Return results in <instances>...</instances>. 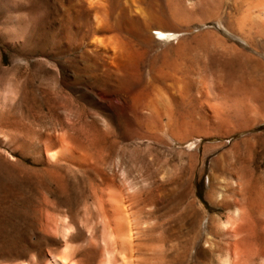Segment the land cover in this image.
Instances as JSON below:
<instances>
[{
    "label": "rangeland",
    "instance_id": "1",
    "mask_svg": "<svg viewBox=\"0 0 264 264\" xmlns=\"http://www.w3.org/2000/svg\"><path fill=\"white\" fill-rule=\"evenodd\" d=\"M254 7L0 0V264H43L41 256L65 242L77 253L93 243L100 249L111 235L103 203L118 189L133 219L135 264H221L226 255L234 264H264V5ZM156 29L174 40L157 42ZM160 51L153 67L164 75L137 72ZM123 94L131 101L119 102ZM59 138L84 162L48 161ZM234 206L253 215L248 227L238 222L244 233L231 222ZM227 221L232 227L222 231ZM236 230L244 237L224 234Z\"/></svg>",
    "mask_w": 264,
    "mask_h": 264
},
{
    "label": "bare ground",
    "instance_id": "2",
    "mask_svg": "<svg viewBox=\"0 0 264 264\" xmlns=\"http://www.w3.org/2000/svg\"><path fill=\"white\" fill-rule=\"evenodd\" d=\"M92 4H90V5H93V2H91ZM89 4V3H88ZM264 5V0H246V6L248 7V9L249 8H252V7H258V6H263ZM90 7V6H89ZM92 7V6H91ZM254 7V8H255ZM93 8V7H92ZM258 9V8H257ZM260 9V8H259ZM90 10H92L91 8H90ZM256 10V9H255ZM245 12V11H244ZM247 13V12H246ZM261 13V12H260ZM246 15H248V14H246ZM249 16V15H248ZM99 25V24H98ZM154 32H155V36H156V38H155V40L157 41V42H159V43H170V42H172L173 40H174V38H175V36L174 35H172V34H168V33H165V32H163V31H160V30H158V29H156V30H154ZM178 40V39H177ZM153 47V46H152ZM100 48V47H99ZM98 48V49H99ZM107 48V47H106ZM181 48H182V46H181ZM97 49V48H96ZM105 49V48H104ZM148 49H149V47L148 46H145V52L146 53H144V57H147V55H148ZM106 50V49H105ZM116 50H118V49H116ZM115 50V51H116ZM114 51V50H113ZM119 51V50H118ZM117 52V51H116ZM108 53H109V51H108ZM107 53V54H108ZM103 54H104V52H103ZM117 54H118V52H117ZM163 54H164V52L163 51H160V54H158V55H156V56H154V57H152V58H150V60H147L148 61V63L146 62V64L147 65H141V67L140 68H138L137 69V72H143V71H146V73H147V75L150 77V78H152V79H157L158 77H161L162 75H164V72H163V69H154V67H153V65L155 64V62H156V58L157 57H159V56H163ZM114 58H112V60H111V62H108V63H110V67L112 66L113 67V65H114V68H115V65H116V61H117V59L119 58L118 57V55H117V59H116V57L115 56H113ZM109 57H107V59H108ZM111 58V57H110ZM109 60V59H108ZM121 60V59H120ZM105 62H107V60H105ZM184 62H185V60H184ZM101 64V63H100ZM112 64V65H111ZM175 64V63H174ZM109 65V64H108ZM182 65H184V64H182ZM117 66V65H116ZM121 66H122V64H121ZM104 67V66H103ZM124 67V66H123ZM184 67H185V65H184ZM105 68V67H104ZM103 68V69H104ZM107 68V67H106ZM116 69H117V67H116ZM115 69V70H116ZM187 69V68H186ZM109 70H110V68H109ZM118 71H119V69H117ZM117 70H116V72H117ZM114 71V70H113ZM179 72V71H178ZM103 73V72H102ZM118 73V72H117ZM133 73V72H132ZM106 74V73H105ZM122 74V73H121ZM134 75H135V72L133 73ZM103 75H104V73H103ZM114 75V74H113ZM117 75V74H116ZM115 75V76H116ZM125 76V75H124ZM132 76V75H131ZM142 76L143 75H140V77L142 78ZM131 79H133V78H131ZM117 80H118V78H117ZM135 80H137V79H135ZM142 80V79H141ZM172 80H174V79H172ZM128 81V80H127ZM116 83H117V81H115ZM125 82V81H124ZM167 82V81H166ZM143 83V82H142ZM138 84V83H137ZM166 84V83H165ZM169 84V83H168ZM200 84V83H199ZM143 85V84H142ZM145 85V84H144ZM147 85V84H146ZM205 85H208V84H205ZM134 86V85H133ZM209 86V85H208ZM159 87H161V86H159ZM176 87V86H175ZM174 87V88H175ZM186 87H188V86H186ZM173 88V89H174ZM176 90V89H175ZM185 90H186V88H185ZM182 91H184V89L182 90ZM181 91V92H182ZM187 91V90H186ZM125 92V91H124ZM160 92H161V90H160ZM178 92V91H177ZM180 92V93H181ZM185 92V91H184ZM183 92V93H184ZM188 92V91H187ZM198 92H199V94L201 95V97L203 98V99H208L207 98V96H209V93H208V89L205 87V86H201L199 89H198ZM162 93H164L163 91H162ZM166 93V92H165ZM183 93H181V94H183ZM144 94V93H143ZM213 94V93H212ZM89 95H91L90 93H89ZM124 95V94H123ZM121 95V96H119V98H118V101L119 102H122V103H126V102H128V101H131V98L128 96V95ZM137 95V94H136ZM160 95H162V94H160ZM178 95H180V94H178ZM94 99H96L93 95H91ZM130 96H132V95H130ZM138 96V95H137ZM212 95H210V97H211ZM134 97V96H133ZM147 97V96H146ZM172 97V96H171ZM200 97V96H199ZM115 98V97H114ZM136 98V97H135ZM139 98V97H138ZM138 98H136V99H138ZM141 98V97H140ZM150 98V97H149ZM213 99V98H212ZM139 100V99H138ZM151 100H153L152 98H151ZM151 100H150V102H151ZM180 100V99H179ZM113 102V101H112ZM135 102V101H134ZM146 102V101H145ZM150 102H148V104H150V106L149 105H147L146 104V106L148 107L149 106V109L148 110H150V107H151V105H152V102H155V101H152L151 103ZM115 103V102H114ZM143 103V102H142ZM208 103V102H207ZM117 104V103H116ZM135 104V103H134ZM200 104V103H199ZM105 105V104H104ZM118 105V104H117ZM153 105H155L154 103H153ZM244 105V104H243ZM122 106V105H121ZM217 107V106H216ZM144 108H145V105H144ZM152 108V107H151ZM153 108H155V109H152V110H155V114H157V108H156V106H153ZM218 108V107H217ZM138 109V108H137ZM146 109V108H145ZM213 110H214V108H212ZM147 110V109H146ZM145 110V111H146ZM140 111V110H139ZM144 111V110H143ZM142 110H141V112H143ZM112 113V112H111ZM152 114H154V113H152ZM163 114V113H162ZM218 114V113H217ZM143 115H145V114H143ZM158 115H159V109H158V114L156 115L157 116V119L156 120H158ZM149 115H147V117H148ZM161 116V115H160ZM159 116V117H160ZM223 116V115H222ZM152 117V116H151ZM150 117V119H149V122L151 121V118ZM153 117H155V115H153ZM220 117V116H219ZM221 118V117H220ZM155 119V118H154ZM116 120V119H115ZM147 121V120H146ZM155 121V120H154ZM154 123V122H153ZM152 123V124H153ZM159 123V122H158ZM156 124V123H155ZM168 124H166V126H167ZM154 126H156V125H154ZM165 126V127H166ZM153 127V126H152ZM151 127V128H152ZM160 127V126H159ZM162 127H164V126H162ZM151 128H149V129H151ZM148 129V128H147ZM149 129H148V131H149ZM169 129V127L168 128H166V130H168ZM157 130H158V128H157ZM170 130V129H169ZM168 130V131H169ZM151 132L153 131V130H150ZM172 131H173V129H172ZM151 132H149V133H151ZM173 133V132H172ZM167 134H169V133H167ZM191 135V134H190ZM162 136H164V135H162ZM172 136V135H171ZM176 135H173V137H174V139H176V137H175ZM179 136V135H178ZM178 136H177V138H178ZM152 137V136H151ZM168 137V136H167ZM172 137V138H173ZM182 136H180V138H181ZM169 138V137H168ZM179 138V139H180ZM185 138H188V137H186V135H185ZM65 139V138H64ZM63 139V140H64ZM140 139V138H139ZM152 139V138H151ZM164 139H165V137H164ZM173 139V140H174ZM178 139V140H179ZM183 139V138H182ZM59 140H61L59 143H58V152H56V153H53V154H48L49 156H47V160L48 161H54V160H56L55 158L56 157H58V155L59 156H61V157H63V158H65V159H67V160H69V161H71V162H77V163H79V164H81V163H83L84 162V159H85V157L83 158L82 156L84 155V154H82L81 152H79L78 151V149H77V151L79 152V153H81L80 155H82V156H80L79 155V153H78V155L77 154H75L74 152H73V149L68 145V144H66V143H64V142H62L63 140L61 139V138H59ZM65 140H68V139H65ZM166 140V139H165ZM168 140V139H167ZM172 140V139H171ZM181 140V139H180ZM142 141V140H141ZM169 141V140H168ZM183 141H184V139H183ZM187 141H188V139H187ZM66 142H68V141H66ZM146 142H147V140H146ZM152 142V141H151ZM166 142V141H165ZM171 142V141H170ZM169 142V143H170ZM70 143H72V142H70ZM144 143V142H143ZM183 142H181V144H182ZM189 143V142H188ZM56 144V143H55ZM172 144H173V142H172ZM178 144H180L179 142H178ZM71 145H74L73 143L71 144ZM160 145V144H159ZM154 146H156V145H154ZM149 147V146H148ZM161 148V147H160ZM165 148V147H164ZM166 148H167V146H166ZM168 148H170V147H168ZM146 149V148H145ZM148 149V148H147ZM157 150V149H156ZM185 151V150H184ZM154 152V151H153ZM152 152V155H153V157H152V155H150V157H152V159H154V156H156L154 153ZM156 154H157V152H155ZM180 153V152H179ZM185 154V153H184ZM198 154V153H197ZM180 156H181V154H180ZM184 156H186V155H184ZM198 156V155H197ZM200 156V155H199ZM188 157H190V156H188ZM171 158V157H170ZM169 158V159H170ZM173 158V157H172ZM196 158V157H195ZM181 159V158H180ZM59 161H61L60 159H58ZM58 160H56L57 162H58ZM55 161V162H56ZM152 161H154L155 162V159L154 160H152ZM174 161V160H173ZM191 161V160H190ZM193 161H195V160H193ZM199 161V160H198ZM167 162H169V161H167ZM166 162V163H167ZM48 163H50V162H48ZM86 163V162H85ZM91 163V162H90ZM187 163V162H186ZM196 163H198V162H196ZM199 163H200V161H199ZM67 164V163H66ZM87 164L88 165H90L89 163H88V161H87ZM86 164V165H87ZM153 164V163H152ZM183 164V163H182ZM203 164V163H202ZM48 165V164H47ZM87 165V166H88ZM92 165V164H91ZM90 165V166H91ZM194 165H195V163H194ZM72 166V165H71ZM186 166H187V164H186ZM70 167V166H69ZM72 168V167H71ZM76 168V167H75ZM182 169V168H181ZM193 169H194V166H193ZM186 170V169H185ZM184 170V171H185ZM189 170V169H188ZM197 170V169H196ZM255 183V182H254ZM257 184V183H256ZM234 185H235V183H234ZM243 185H244V183H243ZM245 186V185H244ZM256 186V185H255ZM109 187H110V184H109ZM108 187V188H109ZM113 187V186H112ZM257 187H258V185H257ZM259 188V187H258ZM110 189H111V187H110ZM117 189V188H116ZM124 189V188H123ZM132 189V188H131ZM130 188L128 189L129 191L131 190ZM236 189V188H235ZM127 190V191H128ZM248 191H250L249 189H247ZM112 191V190H111ZM122 191V190H121ZM126 191V192H127ZM129 191H128V194L127 195H133V194H130L129 193ZM258 191V189L256 188V192ZM261 191V190H260ZM259 191V192H260ZM132 192V191H131ZM254 193V194H256L257 195V193ZM123 193V192H122ZM120 191H119V189L118 190H115V192H114V190H113V192H108V194H107V196H106V200L104 201V203H103V205H104V208H105V213H106V218H107V220H108V228H109V232L108 233H110L111 235H108V236H106L105 234H103V238L105 237V239L103 240V242H101V244H102V247H100V249L98 248V250H96V249H94V245H95V248L97 247L96 246V243L93 245V244H90L91 246H93V248H90L91 246L89 245V247H87L86 245H87V243H84V244H86L85 246L87 247V248H90L89 250H87V251H84V253H77L73 248H72V246H71V244L70 243H67V242H65L64 243V246H63V250L62 251H60V252H58V253H55V254H53V255H50V256H47V255H42L41 256V261L43 262V264H135V256H134V254L128 249V243H129V240H131L130 238L132 237V229H131V226L129 225V224H131L132 222H133V219H132V222L130 223V222H128V219L126 218V216L125 215H127V213L125 214V210H124V197H123V194H122ZM136 193V192H135ZM135 193H134V195H135ZM262 193V192H261ZM260 193V194H261ZM124 194H125V191H124ZM138 194V193H137ZM247 194H248V192H247ZM247 194H246V196H247ZM253 194V193H252ZM126 195V196H127ZM125 196V197H126ZM129 196V197H130ZM221 196V195H220ZM135 197V196H134ZM133 197V198H134ZM248 197H249V195H248ZM247 197V198H248ZM252 197V196H251ZM255 197V196H254ZM258 197V196H257ZM260 197V196H259ZM262 197V196H261ZM259 198L260 200H263L264 201V197H262V198ZM102 198H105V196L104 197H102ZM101 198V199H102ZM131 198H132V196H131ZM221 198V197H220ZM247 198H243V202H244V200L246 201L245 203H247ZM253 198V197H252ZM222 199V198H221ZM257 199V198H256ZM103 200V199H102ZM131 200V199H130ZM133 200H135V198L133 199ZM251 200V199H250ZM127 201V200H126ZM256 201V200H255ZM102 202V201H101ZM128 202V201H127ZM127 202H126V204H127ZM248 202H249V200H248ZM258 202V201H257ZM257 202L255 203V204H257ZM132 203V202H131ZM134 203V202H133ZM133 203H132V205H133ZM238 204H239V202H237ZM241 203H242V201H241ZM251 203H252V200H251ZM243 204V203H242ZM249 205H250V203H248ZM259 204V203H258ZM235 205V204H234ZM245 205V204H244ZM252 205H254V202H253V204H251V206ZM258 206V205H257ZM126 207H127V205H126ZM250 207V206H249ZM261 207H263L262 206V204L260 205V207H259V209H261ZM247 208V207H246ZM251 208V207H250ZM253 208H255V206L253 207ZM242 209V208H241ZM240 208H238V207H236V206H234L233 207V209L232 210H230L231 211V213H230V217L232 218L231 220V222L234 224L235 222H237V223H235L234 225H237L238 224V222H244L245 224H246V222L247 223H249L247 220H250L249 218H250V216H253V215H249V218L247 217L248 215H247V213L244 215V211H246V210H244V211H242ZM244 209H245V207H244ZM263 209V208H262ZM126 210H127V208H126ZM131 210H132V208H131ZM248 210V209H247ZM251 210V209H250ZM255 210V209H254ZM253 210V212H255ZM256 210H257V208H256ZM128 211H129V209H128ZM133 211V210H132ZM131 211V212H132ZM252 211V210H251ZM135 212V211H134ZM257 212H258V210H257ZM252 214V213H251ZM259 215H260V212L258 213ZM262 214H263V216H264V213L262 212ZM103 215H105L104 213H103ZM247 215V216H246ZM245 216H246V219H245ZM255 216H256V214H255ZM102 217H104V216H102ZM129 217V216H128ZM131 217H133V213H132V216ZM258 217H260L261 218V215L260 216H258ZM257 217V218H258ZM67 218V217H66ZM101 219H103V218H101ZM242 220H246V221H242ZM256 220V219H255ZM65 221V224H66V220H64ZM130 221V220H129ZM251 221V220H250ZM258 221V220H257ZM260 221V220H259ZM259 221H258V223H259ZM230 222V223H231ZM253 222V221H252ZM104 223H105V221H104ZM227 224H224L223 225V228L221 229L222 231H225V229H227V230H229L228 228H231L232 226L230 225V223H228V221L226 222ZM134 224V223H133ZM232 224V225H233ZM245 224H239V226L242 228L243 227V230H241L242 232L244 231V226H245ZM252 224H254V226H256L255 225V223H251V225L250 226H252ZM262 224V223H261ZM106 225V224H105ZM218 225V224H217ZM220 225V224H219ZM218 225V226H219ZM242 225H244V226H242ZM247 225V224H246ZM133 226V225H132ZM135 226V225H134ZM133 226V227H134ZM238 226V225H237ZM237 227V228H239L238 230H240L241 228L240 227ZM249 225H247V227H248ZM253 226V227H254ZM105 227V226H104ZM107 227V226H106ZM216 227V226H215ZM246 227V228H247ZM261 227V226H260ZM71 228V227H70ZM245 228V229H246ZM62 229H65V228H62ZM216 229V228H215ZM254 229V228H253ZM257 229V228H256ZM107 230V229H106ZM217 230H218V228H217ZM252 230V229H251ZM67 231V230H66ZM231 231V230H230ZM234 231V230H233ZM240 231V232H241ZM250 231V228L248 229V232ZM65 232V231H64ZM103 232V231H102ZM134 232L135 231H133V234H134ZM139 232V231H138ZM218 232V231H217ZM236 232H237V230H236ZM239 232V231H238ZM228 233V234H226V232L224 233L225 235H227L228 236V238L229 239H231V241L233 240V239H235V237L239 234V236L241 237V235L244 233V232H246V231H244L242 234H240V232L239 233ZM67 233V232H66ZM252 233H253V235H252ZM256 231H251L250 232V235H252V236H255L256 234ZM261 233V232H260ZM255 234V235H254ZM67 235H68V233H67ZM66 235V236H67ZM90 235H91V233H90ZM141 235V234H140ZM221 235V234H220ZM261 235V234H260ZM92 236V235H91ZM91 236H89V237H91ZM135 236H136V234H135ZM243 236V235H242ZM107 237H109L108 239L113 243V245H115L114 247L112 246V244L110 245V246H112V247H110V251H109V247H107L106 246V243H107ZM134 237V236H133ZM138 236H136V238H137ZM223 237V236H222ZM238 237V236H237ZM244 237V236H243ZM243 237H242V239H243ZM264 237V236H263ZM67 238V237H66ZM102 238V239H103ZM196 238H197V236H196ZM200 238V236L198 237V239ZM227 238V239H228ZM107 239V240H106ZM133 239V238H132ZM134 239H135V237H134ZM240 239V238H239ZM67 240V239H66ZM92 240V239H91ZM108 240V241H109ZM245 240V239H244ZM104 241H106V243L104 242ZM135 241V240H134ZM197 241V240H196ZM210 241V240H209ZM213 241V240H212ZM229 241V240H228ZM239 241H243V240H239ZM87 242V241H86ZM222 242V241H221ZM221 242H220V244H221ZM235 242V241H234ZM135 243H137V241L135 242ZM134 243V244H135ZM140 243V242H139ZM239 242H237V244H238ZM242 243H244V242H242ZM241 243V244H242ZM97 244H98V242H97ZM100 244V243H99ZM216 244V243H215ZM229 244H230V242H228V244H227V247L228 248H230V246H229ZM234 244V243H233ZM136 245V244H135ZM135 245H133V250H134V246ZM214 245V244H213ZM223 245H224V242H223ZM239 245V244H238ZM237 245V246H238ZM76 246V245H75ZM84 246V247H85ZM129 246H132V245H129ZM234 246V245H233ZM244 246V244L243 245H240V250H241V248ZM27 247V246H26ZM57 247V246H56ZM184 247V246H183ZM213 247V246H212ZM236 247V246H235ZM239 247V246H238ZM250 247V246H249ZM112 248H114L113 250H111ZM131 248V247H130ZM135 248H136V246H135ZM236 249L238 250V248L236 247ZM55 250V249H54ZM57 250V249H56ZM136 250V249H135ZM213 251H215V250H213ZM239 251V250H238ZM237 251V252H238ZM135 252H137V251H135ZM134 252V253H135ZM182 252V251H181ZM48 253V252H47ZM211 253H212V251H211ZM41 254V253H40ZM139 254V253H138ZM237 255V254H236ZM137 257H139V256H137ZM221 257V256H220ZM225 258L221 261V264H234L233 263V261H232V259H231V257L229 256V255H226V256H224ZM163 258H165V257H163ZM19 259V258H18ZM139 259V258H138ZM138 259H137V261H138ZM221 259V258H220ZM193 260V259H192ZM140 263V262H139ZM164 263V262H163ZM163 263H161V264H163ZM166 263V262H165ZM23 264V263H22ZM36 264H37V262H36ZM171 264V263H170Z\"/></svg>",
    "mask_w": 264,
    "mask_h": 264
}]
</instances>
